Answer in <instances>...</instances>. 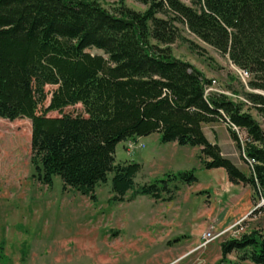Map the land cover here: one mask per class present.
I'll return each mask as SVG.
<instances>
[{
  "label": "trees",
  "instance_id": "trees-1",
  "mask_svg": "<svg viewBox=\"0 0 264 264\" xmlns=\"http://www.w3.org/2000/svg\"><path fill=\"white\" fill-rule=\"evenodd\" d=\"M138 1L148 5L143 12L119 0L113 14L98 0H0V118L31 121L34 176L51 186L57 175L63 189L95 201V188L111 174L112 201H124L130 190L131 198L171 201L181 184L197 181L192 171L135 187L140 165L115 162L118 143L158 133L163 143L199 147L203 168H223L230 183L248 185L264 198L263 127L242 103L223 94L206 97L210 80L173 57L169 47L180 37L174 23L182 22L247 69L250 87L264 90V0H191L192 6L181 0ZM46 85L60 88L47 110L81 104L84 114L39 113ZM245 95L264 124V96ZM218 121L226 123L248 174L205 136L203 124ZM232 252L240 261L264 264V235L251 230L223 241L216 264L229 262Z\"/></svg>",
  "mask_w": 264,
  "mask_h": 264
},
{
  "label": "rangeland",
  "instance_id": "rangeland-1",
  "mask_svg": "<svg viewBox=\"0 0 264 264\" xmlns=\"http://www.w3.org/2000/svg\"><path fill=\"white\" fill-rule=\"evenodd\" d=\"M98 1L113 14L120 7L119 0ZM181 2L192 6L191 0ZM123 5L138 12L148 7L138 0H123ZM174 24L181 38L169 45L173 57L216 80L220 89L246 93L227 54L199 39L182 22ZM151 43L165 47L155 40ZM87 51L103 55L95 48ZM55 91L60 92L59 86L44 87L39 113L51 117L84 114L81 104L47 110ZM243 109L264 129L254 108ZM202 127L207 139L219 140L223 155L248 174V164L226 123ZM240 138L243 141L244 134ZM136 139L144 146L128 152L126 141H122L115 152L116 163L140 165L135 187L184 171H192L197 181L181 184L171 201L145 195L131 198L130 190L124 201L115 202L111 200L115 194L109 174L108 180L95 188L96 200L92 201L63 189L57 175L51 186L42 184L31 164V121L0 118V264H216L223 241L251 230L264 235V201L248 185L230 183L223 168H203L199 147L163 143L158 133ZM208 232L215 238L200 246ZM227 259L229 262L220 264H253L240 261L235 252Z\"/></svg>",
  "mask_w": 264,
  "mask_h": 264
},
{
  "label": "built area",
  "instance_id": "built-area-1",
  "mask_svg": "<svg viewBox=\"0 0 264 264\" xmlns=\"http://www.w3.org/2000/svg\"><path fill=\"white\" fill-rule=\"evenodd\" d=\"M230 65L236 71L237 80L240 82V84L242 85V88L244 89L246 93L254 92V93L261 94L264 96V90L255 89L249 86V82L252 78V75L247 69L240 68L233 63H230ZM216 86H217V81L214 79L210 80V83L207 84L204 89L205 96L207 97L212 93L223 94V95H226L228 98H230L233 102L242 103L246 108H249L252 106L251 101L246 97L245 94H238L236 92H233L232 90H227V89H222V88L220 89ZM232 129L238 134L239 138L243 134L240 131V129L234 125H232ZM143 146L144 145L142 143H138V140L135 139V140L126 141L125 148L128 152H132L134 151L136 147H143ZM261 199L264 201V198H261ZM204 237H205V241L201 243L200 246H203L207 244L208 242L212 241L215 238V235L208 232L204 234Z\"/></svg>",
  "mask_w": 264,
  "mask_h": 264
},
{
  "label": "crops",
  "instance_id": "crops-1",
  "mask_svg": "<svg viewBox=\"0 0 264 264\" xmlns=\"http://www.w3.org/2000/svg\"><path fill=\"white\" fill-rule=\"evenodd\" d=\"M203 128V127H202ZM206 134V133H205ZM139 138H142V137H139ZM209 141H211V142H216L219 146H220V148H221V150H222V153H223V147H222V144L220 143V141L219 140H217V139H215V138H209ZM117 147V146H116ZM115 152H116V148H115Z\"/></svg>",
  "mask_w": 264,
  "mask_h": 264
}]
</instances>
